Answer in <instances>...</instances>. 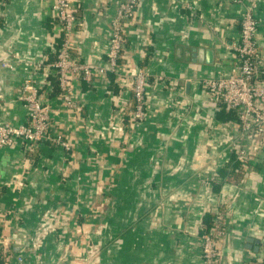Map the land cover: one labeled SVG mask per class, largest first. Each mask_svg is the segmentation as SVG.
<instances>
[{
  "label": "crops",
  "instance_id": "1",
  "mask_svg": "<svg viewBox=\"0 0 264 264\" xmlns=\"http://www.w3.org/2000/svg\"><path fill=\"white\" fill-rule=\"evenodd\" d=\"M71 1L73 52L107 67L121 0ZM52 2L0 0V61L12 63L0 66V123L26 120L22 85L32 79L52 130L71 146L17 139L0 149V264H205L200 229L216 211L225 229L215 264H264V133L247 140L252 157L242 175L231 171L235 112L211 104L202 84L236 70L243 4L138 0L123 24V73L75 78L72 111L62 106L52 65L62 36ZM256 3L264 68V0ZM140 69L149 76L146 114L132 121Z\"/></svg>",
  "mask_w": 264,
  "mask_h": 264
},
{
  "label": "built area",
  "instance_id": "2",
  "mask_svg": "<svg viewBox=\"0 0 264 264\" xmlns=\"http://www.w3.org/2000/svg\"><path fill=\"white\" fill-rule=\"evenodd\" d=\"M243 4L240 20V38L232 45L236 57V70L227 75H209L202 79L207 100L216 107H226L235 111L239 126V135L230 143L234 160L242 169L249 166L251 153L247 140L258 138L264 133V68L258 51L256 29L257 0H237ZM138 0H121L110 21V35L106 51L107 67H95L83 62L73 52L69 35L76 28L78 15L76 5L71 0H53L51 9L61 30V39L53 61L62 106L65 110L76 111L79 102L74 91L73 80L79 78L90 82L96 71L112 72L121 75L119 58L125 43L123 24L132 21ZM34 69L38 63L31 64ZM0 66L12 67L9 61H0ZM148 73L137 70L133 75L132 106L130 119L141 121L146 114V88ZM171 87V86H170ZM169 87V88H170ZM22 99L26 107L27 118L24 122L13 124L0 123V149L13 144L17 139L28 145L42 141H52L57 146L69 150L68 140L59 132H54L51 124L50 108L39 96V87L32 79H26L22 85ZM214 178V177H212ZM215 179V178H214ZM204 182H208L207 178ZM224 214L216 211L209 231L201 232V253L205 264H215L217 257L216 238L224 233ZM22 261V257H17ZM249 264V263H246Z\"/></svg>",
  "mask_w": 264,
  "mask_h": 264
},
{
  "label": "trees",
  "instance_id": "3",
  "mask_svg": "<svg viewBox=\"0 0 264 264\" xmlns=\"http://www.w3.org/2000/svg\"><path fill=\"white\" fill-rule=\"evenodd\" d=\"M56 86H57V91H61V89H60V87L58 86V83H57V79H56ZM221 108H223V107H221ZM235 112V111H234ZM235 116H236V114H235ZM231 166H232V168L233 169H231V171L232 170H234V171H238V172H240V174L242 175V171H243V169H242V167L240 166V164H238V162L237 161H235L234 159L231 161V164H230ZM223 171H221V174H223L222 173ZM212 223H213V221H211V222H204V224H202V227H201V229H200V233L201 232H206V231H209L210 230V228H211V226H212Z\"/></svg>",
  "mask_w": 264,
  "mask_h": 264
},
{
  "label": "water",
  "instance_id": "4",
  "mask_svg": "<svg viewBox=\"0 0 264 264\" xmlns=\"http://www.w3.org/2000/svg\"><path fill=\"white\" fill-rule=\"evenodd\" d=\"M207 51V50H206ZM207 52H210V54H211V57H212V50H208Z\"/></svg>",
  "mask_w": 264,
  "mask_h": 264
}]
</instances>
